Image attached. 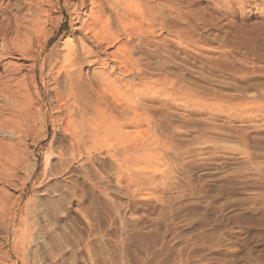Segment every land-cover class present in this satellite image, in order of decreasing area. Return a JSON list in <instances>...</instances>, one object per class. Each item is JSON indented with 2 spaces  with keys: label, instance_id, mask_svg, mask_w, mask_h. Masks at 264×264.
I'll return each mask as SVG.
<instances>
[{
  "label": "rangeland",
  "instance_id": "rangeland-1",
  "mask_svg": "<svg viewBox=\"0 0 264 264\" xmlns=\"http://www.w3.org/2000/svg\"><path fill=\"white\" fill-rule=\"evenodd\" d=\"M1 1L6 30L0 36V89L6 70L16 78L26 74L30 83L27 62L15 48L24 38L30 5ZM164 1L154 4L176 24L174 31H155L135 48L134 58L149 76L162 80L146 90L152 98L147 105L161 107L179 125H162L159 131L187 144L181 160L162 149L142 156L140 167L131 171L146 179L137 189L107 154V148L113 155L121 144L95 148L81 161L63 131L50 127L43 138L38 124L34 134L22 133L20 139L11 131L19 118L3 111L0 264H264V196L240 191L237 178L250 168L243 154L248 148L264 177V0H173L180 13ZM69 30L66 16L47 52H57ZM4 44L10 49L2 57ZM183 91L191 93V101ZM0 105L11 102L0 96ZM205 137L212 141L202 143ZM179 193L183 197L168 212L167 200ZM135 234L159 245L147 253L146 243L128 239Z\"/></svg>",
  "mask_w": 264,
  "mask_h": 264
},
{
  "label": "bare ground",
  "instance_id": "bare-ground-1",
  "mask_svg": "<svg viewBox=\"0 0 264 264\" xmlns=\"http://www.w3.org/2000/svg\"><path fill=\"white\" fill-rule=\"evenodd\" d=\"M27 1L30 5L29 20L23 26L24 38L15 48L18 49L16 53L19 57L27 62L25 67L30 73V83L26 74L16 78L6 70V82L0 89L3 100L11 102V107L0 105V114L8 109L12 116L19 118V123H14L16 127L10 129L13 134L20 139L23 136L27 138L29 133H35L40 124L46 133L43 138H46L49 128L53 127L54 131L60 130L69 136L72 150L81 161L84 154L91 156L95 148L121 144L122 149L113 155L109 148L106 153L119 161L117 165L121 176L128 178L137 189L145 186L146 179L143 172L132 174L131 171L140 167L141 161L138 160L142 156H151L152 150L162 149L168 154H174V161L181 160L180 154L187 144L170 137L164 138L159 131L162 125L166 128L179 125L161 107L147 105L152 98L149 99L146 90H151L155 83L162 80L149 76L141 62L134 58L135 48L141 49L155 31L175 28L176 24L162 17L154 4V1L163 0ZM164 2L180 13L176 4L171 3L173 0ZM111 12L116 16V23ZM58 13L59 17L56 16ZM4 15V3L0 0V36L6 30ZM65 15L68 16L70 30L62 36L57 52L54 49L47 52L48 42L65 22ZM53 25L52 30L49 27ZM40 36H44L45 41L42 42ZM3 48L1 56L5 57L9 55L10 47L4 44ZM90 67H98L103 72L91 74ZM128 77L130 81H127ZM48 93L51 95L49 98ZM183 93L184 98L191 101V93ZM17 127L23 130L18 132ZM125 129L133 131L126 133ZM209 140L212 141L205 137L200 141L204 143ZM144 149L135 158H130ZM243 154L250 168L238 172L237 178L242 186L239 190L262 193L264 196V177L255 160L256 153L248 148ZM31 170L34 175L36 166H32ZM84 174L87 175L86 172ZM181 197L183 195L179 193L167 200L168 212H171L172 206ZM128 239H140L138 242L146 243L147 253L159 245L154 242L150 244V238L147 239L143 234L131 235ZM125 242L122 241V244ZM142 243L140 246L145 247ZM120 247H117L118 251ZM160 254V251L157 252L155 257L158 258Z\"/></svg>",
  "mask_w": 264,
  "mask_h": 264
}]
</instances>
